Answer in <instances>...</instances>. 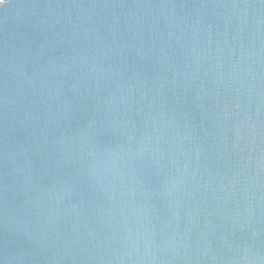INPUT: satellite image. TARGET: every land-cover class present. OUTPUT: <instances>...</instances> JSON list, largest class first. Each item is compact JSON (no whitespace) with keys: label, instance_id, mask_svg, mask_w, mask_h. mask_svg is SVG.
I'll list each match as a JSON object with an SVG mask.
<instances>
[{"label":"water","instance_id":"water-1","mask_svg":"<svg viewBox=\"0 0 264 264\" xmlns=\"http://www.w3.org/2000/svg\"><path fill=\"white\" fill-rule=\"evenodd\" d=\"M0 264H264V0H4Z\"/></svg>","mask_w":264,"mask_h":264},{"label":"snow or ice","instance_id":"snow-or-ice-1","mask_svg":"<svg viewBox=\"0 0 264 264\" xmlns=\"http://www.w3.org/2000/svg\"><path fill=\"white\" fill-rule=\"evenodd\" d=\"M4 3V0H0V4Z\"/></svg>","mask_w":264,"mask_h":264}]
</instances>
